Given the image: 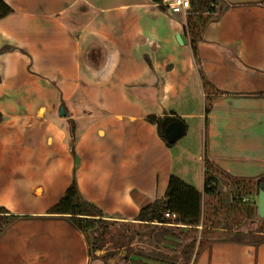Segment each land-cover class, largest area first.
Returning a JSON list of instances; mask_svg holds the SVG:
<instances>
[{
	"label": "crops",
	"instance_id": "crops-1",
	"mask_svg": "<svg viewBox=\"0 0 264 264\" xmlns=\"http://www.w3.org/2000/svg\"><path fill=\"white\" fill-rule=\"evenodd\" d=\"M3 1L13 12L0 19V206L24 217L0 236V264H101L83 234L47 215L73 175L119 222L162 198L174 175L201 192L199 233L213 197L203 192L205 157L216 174L264 176V0H219L228 6L201 29L198 59L188 9ZM167 115L190 137L167 146L148 121ZM191 264H264V241L213 240Z\"/></svg>",
	"mask_w": 264,
	"mask_h": 264
},
{
	"label": "trees",
	"instance_id": "trees-1",
	"mask_svg": "<svg viewBox=\"0 0 264 264\" xmlns=\"http://www.w3.org/2000/svg\"><path fill=\"white\" fill-rule=\"evenodd\" d=\"M153 1L159 5L160 9L168 10L166 6L161 4L162 0ZM189 1L190 7L186 27L191 35L193 54L195 59H198L196 56V42L201 29L208 22L216 20L220 15V10H224L228 5L219 0ZM12 12V8L3 0H0V19ZM209 106L207 104L206 113H208ZM1 120L2 114L0 113V122ZM160 120L159 117H148V121L157 126L158 132ZM161 138L167 146L172 145L163 137ZM74 144V123L71 121L69 124V150L74 159L75 170L79 159ZM204 166L203 192L210 196H216L218 193V178L215 167L208 157H205ZM260 188H264V176L254 180H236L235 189L239 194L243 193L244 196L240 201V197L236 193L232 195V199L235 201L236 206L246 204L245 209L248 214L253 212L257 214L256 204L251 206L250 202H244V198L253 192L257 194ZM166 213H174L175 217L166 216ZM47 215L67 220L77 231L83 234L89 256L99 259L101 264H148L147 260L150 259L149 257L153 253H155V257L152 260L158 262V264H166V259L170 264H173L174 254H181L184 262L179 261V264H186L185 258H190L195 247L198 246V250L194 252L195 255L204 248L198 238L200 233L197 229L201 218V192L174 175L169 177L164 196L141 207L133 222L118 224L119 221L110 219L99 206L82 196L74 175L62 197L47 211ZM22 217L24 216L11 214L6 208L0 206V236L16 219ZM259 221L260 226L256 230L245 233L236 232L233 234L235 238L228 240L263 242L264 218H259ZM123 223L138 224L139 228L127 227ZM114 225L117 226L114 227ZM190 233L194 236L187 240L186 238ZM201 233H203V230ZM144 234L147 241L142 243L141 236ZM256 236H258V240L239 239L241 237L255 238ZM134 239H137L136 244H148L149 250L144 252L140 245L135 247L133 245ZM169 252L173 256L168 254Z\"/></svg>",
	"mask_w": 264,
	"mask_h": 264
},
{
	"label": "rangeland",
	"instance_id": "rangeland-1",
	"mask_svg": "<svg viewBox=\"0 0 264 264\" xmlns=\"http://www.w3.org/2000/svg\"><path fill=\"white\" fill-rule=\"evenodd\" d=\"M190 135H184L181 138H179V142L182 140H185L184 138H189ZM218 178V193L216 196L211 197V201H209L205 207V216H204V227L203 233H200L198 235L199 240L202 242L203 246L209 245L213 240H224V239H234V235L236 232H248L256 230L260 226V221L256 213L248 214L245 207L246 204L237 205L235 201L232 199V195L236 194L239 195L240 201L244 194H239L237 190L235 189L236 179L230 178L228 175L225 174H219L217 171L216 174ZM244 179V178H242ZM249 179V178H248ZM245 178L244 180H248ZM245 198L248 199V202H255L257 205V194L251 193L248 194V196H245ZM244 202H246L244 200ZM250 202V203H251ZM118 224H121V222H117ZM126 224L128 227L132 228H139L138 224H132V223H123ZM117 225H114L116 227ZM142 230V227L140 228ZM194 236L193 234H189V236L186 238L187 240H190ZM253 239L258 240V236L254 237H241L239 239ZM141 239L143 242H146L147 239L145 238V234L141 236ZM108 240V238H106ZM137 239H134L135 247L139 246L144 252H147L149 250L148 244H136ZM197 246V245H196ZM198 250V246L195 247L193 250V253L190 255L189 259L185 258L186 264H191L192 258L194 255V252ZM168 254L172 255L171 252ZM173 256V255H172ZM155 253H153L148 259V264H158V262L153 261ZM189 257V256H188ZM91 259H95L93 256H91ZM179 261L184 262V258L182 260L181 254H174V261L173 264H179ZM99 262V261H98ZM166 264H170L168 260L165 261ZM134 264V263H133Z\"/></svg>",
	"mask_w": 264,
	"mask_h": 264
},
{
	"label": "water",
	"instance_id": "water-1",
	"mask_svg": "<svg viewBox=\"0 0 264 264\" xmlns=\"http://www.w3.org/2000/svg\"><path fill=\"white\" fill-rule=\"evenodd\" d=\"M176 39L179 44L185 41L184 37L177 35ZM60 113L63 115V108L60 107ZM160 135L169 143H175L185 134V123L176 116L167 115L161 118L159 122ZM257 214L259 218H264V188H260L257 193Z\"/></svg>",
	"mask_w": 264,
	"mask_h": 264
},
{
	"label": "built area",
	"instance_id": "built-area-1",
	"mask_svg": "<svg viewBox=\"0 0 264 264\" xmlns=\"http://www.w3.org/2000/svg\"><path fill=\"white\" fill-rule=\"evenodd\" d=\"M162 5L166 6L168 10L172 13H183L190 7L189 0H162ZM245 201H248L247 198H244ZM166 216L172 218L175 217L174 213H166Z\"/></svg>",
	"mask_w": 264,
	"mask_h": 264
}]
</instances>
